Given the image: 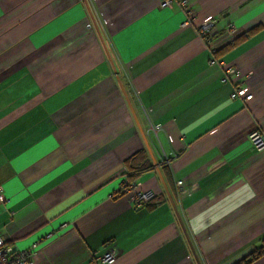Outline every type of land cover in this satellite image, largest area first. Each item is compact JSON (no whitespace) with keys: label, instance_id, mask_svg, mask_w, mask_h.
I'll use <instances>...</instances> for the list:
<instances>
[{"label":"crops","instance_id":"obj_1","mask_svg":"<svg viewBox=\"0 0 264 264\" xmlns=\"http://www.w3.org/2000/svg\"><path fill=\"white\" fill-rule=\"evenodd\" d=\"M160 1L0 0V232L32 264H236L264 238V0ZM211 19L245 35L222 68ZM139 152L151 208L118 193Z\"/></svg>","mask_w":264,"mask_h":264},{"label":"built area","instance_id":"obj_2","mask_svg":"<svg viewBox=\"0 0 264 264\" xmlns=\"http://www.w3.org/2000/svg\"><path fill=\"white\" fill-rule=\"evenodd\" d=\"M162 9H173L174 7L180 9L187 18L186 22L192 16V10L189 5L188 0H161L159 4ZM216 21L214 19L204 21L197 27V33L199 38L205 43L210 54L211 59L210 63H218L219 66L225 67V64L221 60H216L214 54L216 52V44L219 40H224L230 38L237 33V29L232 25L228 24L225 29L222 37L219 40L216 38ZM217 41H216V40ZM232 44V42H231ZM222 79L221 82L225 83L230 81L233 77H239V71L236 68H224L222 70ZM240 85H236L233 88L232 93L230 94L231 99H243L249 100L251 95H245L242 97ZM249 140L257 151H260L264 148V137L258 131H253L249 135ZM125 173H123L122 179L120 180V186L118 193L122 195H127L128 199L135 206H143L147 203L152 196L148 193L134 191L135 187L138 186L135 182L128 184L125 180ZM180 183L177 182V185ZM39 243L33 244L29 249L26 250H16L13 249L5 240L4 236L0 232V264H32L31 259ZM117 257V251L113 247H109L104 254L97 257H92L91 264H111L115 261Z\"/></svg>","mask_w":264,"mask_h":264},{"label":"trees","instance_id":"obj_3","mask_svg":"<svg viewBox=\"0 0 264 264\" xmlns=\"http://www.w3.org/2000/svg\"><path fill=\"white\" fill-rule=\"evenodd\" d=\"M251 32L252 31H249L247 32V34ZM218 33L216 35H218ZM244 36L245 35H241L238 38H234V40H232V44L238 43ZM226 48L228 47H224L221 50H219V53L225 50ZM143 157H144L143 152H139V153L134 154L131 158H129L126 161L125 163L126 171L124 175H125V180L128 184L133 183L135 177L138 174L150 169L149 164H145V163H142L137 166H133L134 162H136L137 160L143 159ZM153 201H154V197L150 198V200L147 203H145V207L147 208L153 207L156 204V203H152ZM263 255H264V238L262 239L260 246L255 248V250L249 256L245 257L244 259H242L236 264H252L255 260H257L260 256H263Z\"/></svg>","mask_w":264,"mask_h":264}]
</instances>
